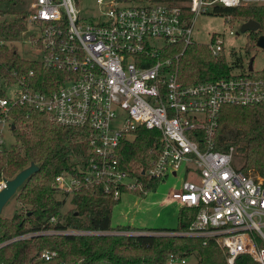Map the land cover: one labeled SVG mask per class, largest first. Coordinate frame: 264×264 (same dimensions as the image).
<instances>
[{"label":"built area","instance_id":"obj_1","mask_svg":"<svg viewBox=\"0 0 264 264\" xmlns=\"http://www.w3.org/2000/svg\"><path fill=\"white\" fill-rule=\"evenodd\" d=\"M263 2L94 0L96 8L85 21L74 8L75 0H32L25 18L26 42L37 57L29 61L60 78L52 80V89L32 87L33 71L20 74L12 83L0 78V150L6 148L4 134L12 135L19 108L45 114L60 127L88 129V146L95 160L73 175H58L53 187L68 194L99 189L116 200L120 189L141 187L118 165L120 140L138 127L157 130L156 157L142 176H175L182 165L189 178L168 199L179 207L199 210L196 222L178 234L213 241L226 264L240 257L264 264V176L255 172V177L243 165L235 167L233 147L215 150L220 109L264 104V77L233 74L186 85L179 82L171 57L165 56L174 44L193 43L191 33L198 15L211 14L216 7ZM206 46L213 57L222 54L217 36ZM12 86L17 90L7 97L5 89ZM4 181H0V190ZM107 234L131 235L47 229L12 240ZM53 257V252L43 251L39 260ZM176 260L184 264L172 255L167 263Z\"/></svg>","mask_w":264,"mask_h":264},{"label":"trees","instance_id":"obj_2","mask_svg":"<svg viewBox=\"0 0 264 264\" xmlns=\"http://www.w3.org/2000/svg\"><path fill=\"white\" fill-rule=\"evenodd\" d=\"M147 2L182 3L186 0H136ZM32 0H0V78L12 83L20 74L33 71L32 87H54L58 74L43 70L34 61L21 59L6 44L17 40L25 32V18ZM211 15L222 17L228 23L253 21L258 25L254 32L245 33L242 48L245 54L256 49L258 36H264V2L250 3L234 8L216 7ZM214 39L211 36L210 41ZM176 67L182 84L214 82L233 75L231 66L223 54L213 57L206 45L174 44L165 50ZM176 57V59H174ZM240 75L264 77V70H247ZM3 92L0 87V98ZM215 133V150L235 147L238 156L253 172L264 176V104L235 107L223 106L218 114ZM90 131L85 128L60 127L45 114L16 109L12 136L14 145L0 150V181L13 178L29 164L38 170L32 174L13 196L18 209L10 219L0 218V264H166L168 256L178 259L191 254L196 264H226L225 255L211 240L181 236L196 222L198 209L180 207L177 226L173 230L135 229L129 226H110L111 208L119 199L105 195L99 189H80L70 194L53 187L60 174L73 175L77 169H85L95 160L88 146ZM160 144V133L154 129L136 128L123 137L117 149L118 165L127 175L135 178L141 187L130 191L120 189V194L134 192L145 194L154 190L162 179H147L142 172L151 168ZM55 195L68 196L71 209L60 214L62 202ZM53 222L49 224V220ZM79 230L99 232L134 231V235H35L12 240L40 230ZM43 251L53 252L49 261L39 260ZM233 264H252L240 257Z\"/></svg>","mask_w":264,"mask_h":264},{"label":"rangeland","instance_id":"obj_3","mask_svg":"<svg viewBox=\"0 0 264 264\" xmlns=\"http://www.w3.org/2000/svg\"><path fill=\"white\" fill-rule=\"evenodd\" d=\"M74 8L78 11L85 21L87 15L94 11V0H75ZM240 24L236 22L228 23L222 17L213 16L210 13L198 15L194 21L193 30L191 33V40L195 44L210 45L212 35L218 37L222 43V54L226 58L229 65L233 66L234 62L239 63L241 67L233 66L232 74H239L244 72L249 59H252V71L260 72L264 70V50L258 48L251 50L245 54L242 50L246 35L238 33ZM230 32L232 33L230 35ZM28 32H25L17 40L10 41L6 45L12 48L21 59L32 60L37 57L27 44ZM1 85V82H0ZM17 88L12 86L5 89V95L10 97ZM4 141L6 148L14 145L13 136L11 134H4ZM233 147V146H232ZM234 150L233 165L235 167L248 168L242 159L238 156V152ZM244 170V169H243ZM245 172V170H244ZM254 175L255 172L248 171ZM251 175V176H252ZM256 177V175H254ZM185 175L183 166L181 165L175 176L168 175L161 181L157 182L154 190L145 191V194H137L132 192L120 194L119 201L111 208L110 226L112 228L129 226L135 229L146 230H173L177 226V212L180 209L177 203L169 200V195L177 191L183 180L188 179ZM128 183L133 184V180H127ZM56 200L62 202L60 214H65L71 209L69 205V195H55ZM18 204L12 197L2 208L0 218L10 219L12 214L18 209ZM134 231L129 230L128 233L134 235ZM184 264H196L195 254L188 257L181 258ZM105 264V263H100ZM166 264H180L179 260L173 263Z\"/></svg>","mask_w":264,"mask_h":264},{"label":"water","instance_id":"obj_4","mask_svg":"<svg viewBox=\"0 0 264 264\" xmlns=\"http://www.w3.org/2000/svg\"><path fill=\"white\" fill-rule=\"evenodd\" d=\"M258 25L253 21H247L239 26L238 33L245 34L254 32ZM255 47L264 50V36H258L254 43ZM252 59L247 63V70H252ZM38 168L34 164H29L26 168L19 171L13 178L4 181V187L0 190V213L4 205L15 195L16 191L23 185V183L34 173Z\"/></svg>","mask_w":264,"mask_h":264}]
</instances>
